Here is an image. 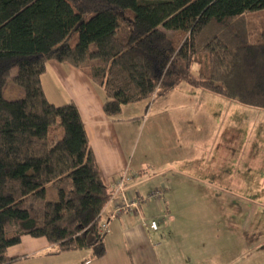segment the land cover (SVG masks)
<instances>
[{
	"label": "trees",
	"instance_id": "trees-1",
	"mask_svg": "<svg viewBox=\"0 0 264 264\" xmlns=\"http://www.w3.org/2000/svg\"><path fill=\"white\" fill-rule=\"evenodd\" d=\"M262 14L264 0H0V264H20L8 250L24 236L54 255L106 254L113 190L76 104L46 97L50 61L100 86L108 117L182 82L264 109V31L252 41ZM15 87L23 96L7 99Z\"/></svg>",
	"mask_w": 264,
	"mask_h": 264
},
{
	"label": "crops",
	"instance_id": "crops-1",
	"mask_svg": "<svg viewBox=\"0 0 264 264\" xmlns=\"http://www.w3.org/2000/svg\"><path fill=\"white\" fill-rule=\"evenodd\" d=\"M42 84L52 104L73 102L78 107L106 186L113 190L117 179L126 171L138 176L132 184V195L139 193L146 197L152 190L164 186L167 217L162 216L161 203L147 200L142 203L139 213L112 218L114 202L111 201L102 214V222H110L105 244L115 247L116 255L112 260H107V247L105 256L100 259L92 256V250L54 255L51 253L53 247L46 239L29 236H24L20 244L10 247L9 256L20 257V264H126V252L133 264H230L234 259H244L246 252H251L252 246L246 245L245 249L242 245L240 251L238 246L236 254H230L233 250L225 246L229 242L228 237L189 234L190 226L185 227L183 221L171 214V210H181L179 205L169 201L171 197L168 199V196L184 193L183 190L179 193L175 191L174 175L183 166L194 168L195 172L198 168V179L205 186H196V180H193L195 185L185 187V194L199 195L202 192L198 190L200 188H205L204 191L221 190L212 188L221 185L222 177L226 176V160L223 167V157L214 156V151L217 154L223 152L224 145L218 139L211 140V134H205L203 138L191 137L189 131L185 135L176 134L171 125L175 121L171 123L170 120L163 127L152 126L153 107L148 112L149 105L144 102L124 106L118 116H106L103 111L107 100L104 90L69 64L50 61ZM206 113L207 110H204L203 114ZM177 122L180 126L181 120ZM188 124L191 130L193 124ZM174 205L177 209H173ZM193 207L189 204L186 210H194ZM142 219L146 223L159 220L158 231L149 229ZM167 220H170L169 225ZM164 224L167 226L163 227ZM170 231L173 239L167 240ZM170 241L179 248L171 252L168 249ZM245 242L248 241L236 237V244ZM260 260L252 257L251 261L243 264H264Z\"/></svg>",
	"mask_w": 264,
	"mask_h": 264
},
{
	"label": "rangeland",
	"instance_id": "rangeland-1",
	"mask_svg": "<svg viewBox=\"0 0 264 264\" xmlns=\"http://www.w3.org/2000/svg\"><path fill=\"white\" fill-rule=\"evenodd\" d=\"M256 23L253 42H256L264 31V14L257 17ZM77 39L78 36L73 35L70 41L75 43ZM16 73L15 70L14 74ZM22 96L23 91L18 87L5 91L7 99ZM143 102L149 105L148 112L153 107L152 126L163 127L175 121L171 125L174 126L176 134L190 133L191 137L194 135L201 138L205 134H211V140L218 139L224 145L222 154L214 151V156L223 157V167L224 161L227 162L226 176L222 177V184L212 187L221 190L204 191L205 188H200L198 190L202 192L199 195L185 194V187L195 185L193 180H196V186H205L201 184L202 180L198 179V168L195 172L194 168L183 166L174 175L175 191L179 193L183 190L184 193L168 196V199L171 197L169 201L179 205L181 210H171V214L183 221L185 227L190 226L189 231L186 229L189 234L192 232L194 235L208 237L213 234L228 237L229 242L225 246L233 250L230 254H234L238 246V251L242 245H245V249L246 245L252 246L251 252H246L244 259L232 258L234 260L230 264H243L251 261L252 257L264 261V109L244 106L186 82H182L165 96ZM204 110H207L206 114H203ZM179 120L180 126L177 122ZM187 122L193 124L191 130ZM175 135L174 138L178 139ZM197 150L199 152V149ZM47 198H57V192L52 186L47 188ZM189 204L194 205V210H186ZM170 207L172 209L171 203ZM173 209H177L176 205ZM169 222L170 220H167L166 224L169 225ZM166 224L163 227L167 226ZM170 233L171 231L168 232L167 240L173 239ZM236 237L248 242L236 244ZM178 246L170 241L168 249L172 252L174 248H179ZM106 247L107 260H112L116 255L115 247L109 243ZM125 258L126 264H133L131 256L126 252Z\"/></svg>",
	"mask_w": 264,
	"mask_h": 264
},
{
	"label": "built area",
	"instance_id": "built-area-1",
	"mask_svg": "<svg viewBox=\"0 0 264 264\" xmlns=\"http://www.w3.org/2000/svg\"><path fill=\"white\" fill-rule=\"evenodd\" d=\"M138 176L136 174L130 173L129 171L123 173L116 181L113 188V196L111 201L114 202V212L112 218H123L128 214L139 213L140 207L143 202L147 200H155L161 203L162 216L167 217V207L165 206V194L166 189L164 186L152 190L146 197H143L139 193L132 195V184ZM144 225L153 230L158 231L160 222L159 220H152L149 223L142 219ZM102 235H107L110 233V222H102L101 230Z\"/></svg>",
	"mask_w": 264,
	"mask_h": 264
}]
</instances>
